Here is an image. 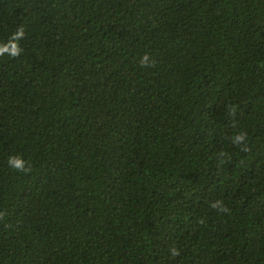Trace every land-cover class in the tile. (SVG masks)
<instances>
[{
    "label": "trees",
    "instance_id": "16d2710c",
    "mask_svg": "<svg viewBox=\"0 0 264 264\" xmlns=\"http://www.w3.org/2000/svg\"><path fill=\"white\" fill-rule=\"evenodd\" d=\"M0 264H264V0H0Z\"/></svg>",
    "mask_w": 264,
    "mask_h": 264
},
{
    "label": "clouds",
    "instance_id": "9594fccd",
    "mask_svg": "<svg viewBox=\"0 0 264 264\" xmlns=\"http://www.w3.org/2000/svg\"><path fill=\"white\" fill-rule=\"evenodd\" d=\"M145 60H147V57H145ZM242 140H243V136H237L236 137V142H240ZM9 164H10V166H12L16 169H22L24 167L23 161L17 157H11L9 159Z\"/></svg>",
    "mask_w": 264,
    "mask_h": 264
}]
</instances>
